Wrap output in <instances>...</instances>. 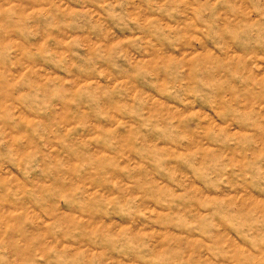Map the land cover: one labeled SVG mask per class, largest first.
I'll return each instance as SVG.
<instances>
[{
    "label": "clouds",
    "instance_id": "9594fccd",
    "mask_svg": "<svg viewBox=\"0 0 264 264\" xmlns=\"http://www.w3.org/2000/svg\"><path fill=\"white\" fill-rule=\"evenodd\" d=\"M4 13L0 264H264V0Z\"/></svg>",
    "mask_w": 264,
    "mask_h": 264
},
{
    "label": "rangeland",
    "instance_id": "374dc122",
    "mask_svg": "<svg viewBox=\"0 0 264 264\" xmlns=\"http://www.w3.org/2000/svg\"><path fill=\"white\" fill-rule=\"evenodd\" d=\"M0 3H3L4 8H8L11 5L15 10H23L25 8L30 7V0H0ZM0 22H2L5 27L13 26L15 22V17L11 19L7 18V13L0 15ZM199 55V53H197ZM3 99V97H0ZM192 115H195L193 113ZM205 119L208 118L207 114L204 117ZM27 204L24 200H14L12 197H2L0 196V225L3 226H10L12 220L21 212L26 211ZM31 218L30 216L28 217ZM31 227V225H27ZM214 264H227V262L220 258L218 261L214 262Z\"/></svg>",
    "mask_w": 264,
    "mask_h": 264
}]
</instances>
